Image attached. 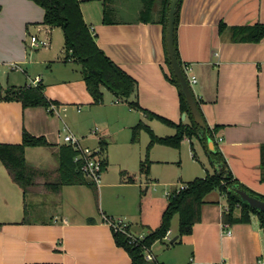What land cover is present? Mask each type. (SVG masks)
Here are the masks:
<instances>
[{
	"label": "crops",
	"instance_id": "1",
	"mask_svg": "<svg viewBox=\"0 0 264 264\" xmlns=\"http://www.w3.org/2000/svg\"><path fill=\"white\" fill-rule=\"evenodd\" d=\"M0 6V74L8 75L0 87L41 85L60 112L0 100V144L21 143L24 130L44 136L52 145L26 147V160L57 171L58 148L66 144L62 135L67 126L86 145L101 147L106 162L101 185L86 179L62 186L59 193L41 187L24 195L0 159V264H131L128 250L116 242L103 217H124L134 233L148 234L159 226L168 201L159 206L158 221L152 223L150 214H143L141 190L145 187L147 194L153 182V187L162 184L174 191L178 186L175 176L166 178L173 171L167 167L178 157L167 152L174 148L170 145L155 143L148 148V127L167 137L177 129L159 116L175 124L195 122L171 81L163 0L154 6L151 17L144 15L142 0H80L98 46L137 82L127 99L104 87L100 103L87 89L82 64L67 53L65 39L63 45H52L56 29H63L44 23L42 6L34 0H0ZM256 23L264 24V0H181L176 33L181 62L197 78L192 89L213 133L204 139L201 131L194 135L213 165V172L204 177L222 164L212 160V138L214 150L221 152L233 177L264 195V38H236L240 27ZM46 30L50 44L44 46L46 53L34 57L33 50L40 46H32L30 37H42ZM138 124L142 128L134 138ZM95 127L99 129L93 134ZM192 137L186 135L182 141ZM195 172L193 179L198 178ZM227 205L219 188L211 191L192 232L180 235L179 223L174 226L172 220L170 238L156 241L153 248L158 242L172 245L167 264H264V228L258 215L252 212L248 222H227L232 230L228 235L223 216ZM240 212L238 205L234 215ZM42 213H47L46 218L38 216ZM165 260L156 255V260L146 261L163 264Z\"/></svg>",
	"mask_w": 264,
	"mask_h": 264
},
{
	"label": "trees",
	"instance_id": "2",
	"mask_svg": "<svg viewBox=\"0 0 264 264\" xmlns=\"http://www.w3.org/2000/svg\"><path fill=\"white\" fill-rule=\"evenodd\" d=\"M45 10L44 23L50 26H58L63 29L65 48L69 56L82 64L84 71V80L88 91L93 97L95 103L103 100L104 87L109 89L115 95L127 99L135 93L137 82L122 70L114 61H112L98 46L90 28L85 22L80 0H34ZM145 5L144 15L152 16L154 6L160 0H142ZM181 0L178 2V11L176 13L175 24V46L178 60L183 67L179 52L177 49V24ZM170 6V0H163L162 21L167 22V12ZM1 9V6H0ZM150 20V19H149ZM223 26V24H221ZM236 38L250 41H260L264 38V24L256 23L240 27L236 33ZM170 64V61L168 59ZM171 81L179 88L178 80L172 72ZM180 89V88H179ZM182 106L188 111V104L180 90ZM0 100H18L24 107L44 106L48 107L50 101L44 94L41 85H24L20 87H9L2 89L0 87ZM164 122L175 126L177 132L174 136L159 137L148 127L151 133V140L148 148L155 143L179 147L184 136L199 135L204 139L208 135H213L208 126L200 127L192 120V124H175L164 117L159 116ZM146 127V126H144ZM142 124L134 127V138L138 135ZM207 138V137H206ZM52 144L44 136H35L29 131L24 130L23 140L19 144H0V159L6 167L12 180L23 190L24 195L37 192L39 188L44 187L50 193H59L61 187L66 184H74L85 181L87 178L76 166L73 159L76 154L74 148L70 145H61L58 148L59 168L57 171L41 169L27 162L25 152L28 146H51ZM214 162L220 163V168L213 174L206 177H198L186 184V188L180 192H175L169 196L168 204L162 213L161 222L158 227L151 230L145 243L151 246L158 240H161L167 231L171 228L173 218L179 216L178 233L180 235L192 232L194 223L200 220L201 206L204 197L215 189H220L228 200L229 210L224 212L225 222H248L252 212L258 215L260 224L264 228V211L251 207L246 201H243L235 188H241L264 200V195L254 192L242 182L233 177L228 164L225 162L219 150L211 152ZM104 165L106 162L104 160ZM143 168V167H142ZM264 169V158H263ZM264 180V170H263ZM43 188V189H44ZM42 189V188H41ZM240 206L239 216L234 215L236 206ZM116 242L125 247L131 258V264H147L143 256V249L134 247L128 243L127 237L122 233L114 232Z\"/></svg>",
	"mask_w": 264,
	"mask_h": 264
},
{
	"label": "rangeland",
	"instance_id": "3",
	"mask_svg": "<svg viewBox=\"0 0 264 264\" xmlns=\"http://www.w3.org/2000/svg\"><path fill=\"white\" fill-rule=\"evenodd\" d=\"M141 2V0H139ZM143 4V1H142ZM130 14H128L127 16H129ZM56 33L53 36L52 39V45H54L55 47H58L59 45H63V39H64V33L61 29H56ZM46 53V47L44 46H40L37 47V49L33 50L32 55L34 57H39L40 55ZM16 74H19L20 76H23L22 73L20 71H15ZM31 73H35L32 72ZM34 75V74H32ZM8 75H2V73L0 74V82H3L4 84L6 83ZM23 84H25V79ZM108 94H112V93H108ZM167 131H171L172 129L167 126V125H162ZM158 131H161L158 129ZM63 138V137H62ZM200 143L199 140L197 139L196 136L193 135V137L191 139H188L186 141H182L179 147H174L173 149H168L167 152H176L177 157H178V161L173 164L172 166L167 167L169 172L171 169H173V171L171 172L170 176H166V178L171 177V176H175V180H174V185L176 186H180V184H183V182L188 183V181H190L191 179H193L192 175L195 173L196 177H204L206 174L208 173H212L213 172V165L212 162L210 160V157L202 150V148L200 149ZM173 150V151H171ZM168 155V153L166 154ZM148 166V165H147ZM146 168V166H145ZM156 176H160L159 174H157ZM191 177V178H190ZM189 178V179H188ZM171 180H169L168 182H170ZM157 182V181H156ZM172 183V182H170ZM184 183V184H186ZM166 185H158L153 187V182L151 184L150 190L147 192V194L145 193V187L142 188L141 192H142V196H144V198L142 199V208H143V214L145 216V214H150V216L153 218L152 223H155L158 220H155L156 215L158 214V209L159 206L164 204L166 201H168V195L166 193L165 195V190H169L171 191V187L165 189ZM154 188V189H153ZM94 191V189H93ZM29 204H32L29 203ZM28 204V205H29ZM49 213V212H48ZM46 214L47 213H42L39 214V217H44L46 218ZM49 215V214H48ZM179 223V216L176 215L173 218V224L174 226H177ZM142 228L145 231H148V227L147 226H142ZM172 247V245L166 241L165 243H161L158 242L155 247L153 248L154 253L158 256V259L160 261L165 260L166 258V254L169 252L170 248ZM160 248V249H159ZM166 261V260H165ZM163 264H167V261Z\"/></svg>",
	"mask_w": 264,
	"mask_h": 264
},
{
	"label": "built area",
	"instance_id": "4",
	"mask_svg": "<svg viewBox=\"0 0 264 264\" xmlns=\"http://www.w3.org/2000/svg\"><path fill=\"white\" fill-rule=\"evenodd\" d=\"M48 30H46L44 36H39L37 34L32 35L30 37V44L32 46H48L50 44L49 36L46 35ZM184 71L187 75V78L190 84H194L197 81V78L194 74L191 73V68L188 65H183ZM39 81V79L35 80V84ZM49 112L60 114L58 110V104L54 102H50L47 107ZM78 111H81V108H78ZM99 127H95L92 130L93 134H96ZM63 140L66 144L72 146L76 151L74 156V163L76 166L82 171L84 176L92 181L96 185H101L104 175V157L102 154L101 147H91L86 145L83 142V139L78 134L74 133L67 126H64L63 132ZM186 188V184H180L174 191L180 192L182 189ZM173 191H168L167 194L170 196ZM229 210V206H226L225 211ZM224 211V212H225ZM104 222L107 223L116 233H122L127 237L128 243L134 247H140L143 249V256L147 261L156 260V255L153 251V244L151 246L145 243V239L147 237V233H134L129 228V223L124 217H113L110 215H104ZM224 232L228 235L231 234L232 230L230 228V224L224 222ZM171 230H168L164 235L163 239L168 240L170 238ZM160 264V263H159ZM162 264V263H161Z\"/></svg>",
	"mask_w": 264,
	"mask_h": 264
},
{
	"label": "water",
	"instance_id": "5",
	"mask_svg": "<svg viewBox=\"0 0 264 264\" xmlns=\"http://www.w3.org/2000/svg\"><path fill=\"white\" fill-rule=\"evenodd\" d=\"M178 2L179 0H170V6L167 12V22H166V46L168 51V57L172 72L178 80L179 88L182 94L185 97V100L188 104V107L191 111L192 116L194 117L195 122L200 126H206L205 121L202 117V113L199 108V103L196 99L192 85L190 84L187 75L184 71V68L181 66L175 46V24H176V13L178 11ZM213 139L209 138V143L211 144L210 150H214ZM213 146V147H212ZM235 191L240 195L243 201H246L251 207L257 208L261 211H264V200L250 194L248 191L238 188H235Z\"/></svg>",
	"mask_w": 264,
	"mask_h": 264
}]
</instances>
